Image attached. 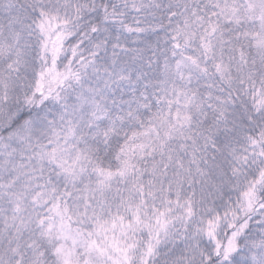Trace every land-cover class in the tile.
<instances>
[{
  "label": "snow or ice",
  "instance_id": "obj_1",
  "mask_svg": "<svg viewBox=\"0 0 264 264\" xmlns=\"http://www.w3.org/2000/svg\"><path fill=\"white\" fill-rule=\"evenodd\" d=\"M0 264H264V0H0Z\"/></svg>",
  "mask_w": 264,
  "mask_h": 264
}]
</instances>
